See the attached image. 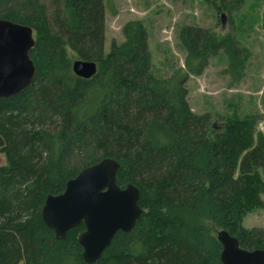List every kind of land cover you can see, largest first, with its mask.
<instances>
[{"label":"trees","instance_id":"trees-1","mask_svg":"<svg viewBox=\"0 0 264 264\" xmlns=\"http://www.w3.org/2000/svg\"><path fill=\"white\" fill-rule=\"evenodd\" d=\"M246 1L219 0V8L231 19ZM104 13L105 0H0V19L35 37L32 82L0 99V264H85L83 224L57 241L40 211L48 195L105 158L118 162L120 188L137 187L143 212L93 264H221L220 230L242 249L264 250V233L241 226L264 208L260 117L216 122L187 102L189 78L221 52L230 82H239L247 49L232 35L183 26V68L158 78L140 21L126 22L123 40L104 52ZM72 57L96 63V74L76 77Z\"/></svg>","mask_w":264,"mask_h":264},{"label":"rangeland","instance_id":"rangeland-1","mask_svg":"<svg viewBox=\"0 0 264 264\" xmlns=\"http://www.w3.org/2000/svg\"><path fill=\"white\" fill-rule=\"evenodd\" d=\"M128 21L143 24L151 73L158 78H168L183 68L185 53L178 40L183 26L209 29L220 38L234 36L248 51L242 79L230 82L227 58L221 52L210 58L201 75L189 78L187 102L194 114H211L216 122L233 113L239 117L258 115L256 130L264 135V0H247L231 19L220 10L219 0H105V53L112 42L123 40L121 29ZM261 199L264 202V194ZM241 226L264 233V208L247 214Z\"/></svg>","mask_w":264,"mask_h":264},{"label":"water","instance_id":"water-1","mask_svg":"<svg viewBox=\"0 0 264 264\" xmlns=\"http://www.w3.org/2000/svg\"><path fill=\"white\" fill-rule=\"evenodd\" d=\"M33 31L27 26L0 19V99H8L24 91L34 77L29 52L34 46ZM72 73L90 79L97 72L94 62L74 60ZM119 169L111 158L82 169L66 182L59 195H48L40 211L46 228L57 241L83 224L77 243L85 264L95 263L118 232L129 233L139 220V190L129 184L120 188L116 183ZM221 246V264H264V250H245L238 240L224 230L216 234Z\"/></svg>","mask_w":264,"mask_h":264},{"label":"bare ground","instance_id":"bare-ground-1","mask_svg":"<svg viewBox=\"0 0 264 264\" xmlns=\"http://www.w3.org/2000/svg\"><path fill=\"white\" fill-rule=\"evenodd\" d=\"M137 188V187H136Z\"/></svg>","mask_w":264,"mask_h":264}]
</instances>
